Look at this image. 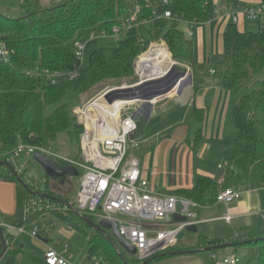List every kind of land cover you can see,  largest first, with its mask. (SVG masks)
I'll return each instance as SVG.
<instances>
[{"label":"trees","instance_id":"16d2710c","mask_svg":"<svg viewBox=\"0 0 264 264\" xmlns=\"http://www.w3.org/2000/svg\"><path fill=\"white\" fill-rule=\"evenodd\" d=\"M257 1L246 6H239L237 0L229 3L238 8L264 6V0ZM166 10L171 12L172 18L163 16ZM214 12V0H167L166 4L160 0H62L49 8L36 6L32 12L23 13L16 19L0 15V42L11 52L6 61L0 60V170H5V174L0 172V181L15 184L14 227L33 222L41 215H50L69 223L87 237L88 255L99 257L107 264H153L172 257H160V253L144 260L127 257L118 245L115 249L100 232L76 217L67 198L47 187L43 190L31 187L27 184L25 169L14 175L1 162L12 166L13 152L20 143L45 146L46 139L53 141L59 133L70 128L79 143L83 127L73 115L75 106L71 105L97 86L133 78L134 64L150 44L164 43L172 60L193 66L194 38H188L178 29V24L194 22L202 25L212 21ZM127 20L129 26L121 30L115 47L101 46L99 40H94L87 47L91 49L87 63L83 65L76 58V41H86L91 33L105 32L111 36L113 28ZM258 21L256 31L239 30L237 24L230 21L222 36L224 69L218 77L227 91L247 90L235 105L234 137L226 157L227 177L220 183L210 177L199 178L190 189L171 193L192 200L199 207L214 205L219 192L237 188L245 178L252 189L264 187V20ZM150 52L151 49L146 54ZM74 71L77 76L70 79L67 74ZM45 72H58L63 76L53 84ZM47 106H55V109L44 117ZM192 121L199 128L193 139L195 144L200 139L204 111L194 108ZM35 193L46 194L49 198L37 197ZM31 199L48 201L57 207L68 206V209L35 213L25 220V206ZM86 217L96 222L95 218ZM0 223H3L1 215ZM1 230L6 252L0 264H18L24 256L33 259L18 237L8 233L5 227ZM246 240L256 241L236 244ZM225 241L200 235L197 245L189 249L229 243ZM233 243L235 249L254 247L255 264H264V232L249 233L245 238H236ZM171 250L176 248L162 252ZM1 251L0 242V254Z\"/></svg>","mask_w":264,"mask_h":264},{"label":"crops","instance_id":"0c3cea01","mask_svg":"<svg viewBox=\"0 0 264 264\" xmlns=\"http://www.w3.org/2000/svg\"><path fill=\"white\" fill-rule=\"evenodd\" d=\"M237 1L239 6L258 2L257 0ZM214 3L215 12L212 21L198 26L200 28L197 32V45H194V65L184 64L190 73L187 75L192 87L189 92L191 99L186 104L177 103L176 99L179 95L171 93L151 101L150 104L139 100L133 107L132 114L135 113L137 125L133 140L138 143L135 155L139 161L140 175L147 181L152 193L160 197L174 195L171 193L176 190L190 189L199 178L210 177L220 183L228 175L224 171L218 175L217 170H225L226 166H223V169H218L217 166L222 163L223 158L227 157L233 142L235 105L241 94L225 90L221 79L217 76L218 71L215 70L217 58L224 57L222 36L230 24V18L227 10L223 8L222 0H214ZM239 19L242 20L241 25L243 24L245 29L247 21L241 17ZM194 27L192 29L193 38ZM152 44L154 46H152L151 53L160 51L156 48L161 45ZM161 44L166 47L164 43ZM163 49L168 53L167 47ZM168 55L170 56L169 53ZM140 61L141 57L137 62V69L144 78L152 80L168 70L158 63L152 64L149 68L148 66L140 67ZM196 66L202 67L197 68V75L194 72ZM150 70L153 72L147 74ZM212 70L214 73H211ZM157 71L159 73L155 74ZM114 105L117 106L116 103ZM194 108L204 111V121L200 126V139L195 144L193 140L190 142V138L194 139L199 129L192 121ZM159 115L165 116L162 127L160 124L152 125L147 129L141 127V121L149 126L151 121L154 122ZM196 159L200 161V165H196ZM237 188L241 195L232 204L226 206L222 203H215L212 206L196 209L195 213L199 221L196 225L197 232L190 234L194 235L193 237L187 238L188 236L184 235L179 240L176 238V242L170 248H176V251L190 250L189 248L197 245L200 235L233 243L236 238H245L249 233L264 232V188L252 189L247 178L243 179ZM9 201L11 204L8 203ZM15 201V184L0 181V215L3 223L5 215L14 217ZM226 216L231 217L229 223L224 220ZM48 218L50 217L44 218V221ZM199 225H203L201 229H198ZM225 225L229 227L224 228ZM229 248L231 249L222 252L224 256L237 257L236 250L232 252L233 247ZM205 255L200 256V252L182 254L166 260L180 261L179 263L174 262L175 264H219L216 253L212 256ZM255 262L256 260L251 258L248 264H255ZM240 263L241 261L238 264ZM241 264L246 263L244 261Z\"/></svg>","mask_w":264,"mask_h":264},{"label":"built area","instance_id":"2783aa9c","mask_svg":"<svg viewBox=\"0 0 264 264\" xmlns=\"http://www.w3.org/2000/svg\"><path fill=\"white\" fill-rule=\"evenodd\" d=\"M160 1L162 4L167 3V0ZM222 2L223 8L227 10L232 23L237 24L240 17L248 21L264 20L263 5L238 8L229 3L231 0H222ZM163 16L167 19L173 17L168 10L164 11ZM129 23L130 21L127 20L122 21L120 25H116L111 36H108L105 32H101L99 35L91 33L86 41H76L74 43L76 58L82 63L88 44L94 40L113 37L119 39L121 30L125 26H129ZM186 23L189 27L188 33L192 36V29L195 24L194 22ZM152 45L154 44L149 45L147 51ZM10 53L0 42V60L6 61ZM170 59L172 60L171 56ZM138 60L139 58L134 64L135 73L138 71ZM176 65L179 64L172 60V65L167 72L152 80L165 77L172 68H176ZM211 73H214V70ZM45 74L53 84L63 76L58 72H45ZM67 76L73 79L77 76V72H70ZM139 79L138 83L131 86L151 80L144 78L142 74L139 75ZM107 93L83 103L80 107L75 106L72 110L77 121L83 127L79 141V158L66 159L55 154L49 147L20 143L13 152L11 163L15 172L20 174L25 169L24 166L19 164L20 160L29 159L35 153H39L53 161L61 162L59 164L61 166H73L77 171L78 188L73 203H69V206L74 211L97 220L115 221L120 237L136 249L135 256L139 260H144L170 248L186 226L197 225L199 221L195 210L199 208V205L183 197L175 195L160 197L152 193L147 181L141 178L139 161L133 155V151L138 149V143L133 140V136L137 131L135 113L119 116L115 108L110 107L113 103H101L100 99ZM56 163L58 164V162ZM217 167L223 169V164H219ZM41 182L45 183V178H42ZM240 195L238 188L231 187L218 193L216 203L228 206L238 200ZM67 209L68 206L57 207L48 203V201L31 199L25 206L24 215L25 220H27L28 216L35 213L51 210L65 212ZM173 214L185 216V222H173ZM230 219V216L224 217L227 223L230 222ZM30 223H33V225L29 226ZM30 223L20 227L13 226L18 232L16 237L26 234L32 238H39L48 233V226L41 228L37 223ZM0 226L5 227L3 223H0ZM71 257L67 246H64L61 252L48 249L45 252L44 263L70 264ZM84 260V264H107L103 259L95 256L87 255ZM239 261L237 257L233 256L222 264H238Z\"/></svg>","mask_w":264,"mask_h":264},{"label":"rangeland","instance_id":"374dc122","mask_svg":"<svg viewBox=\"0 0 264 264\" xmlns=\"http://www.w3.org/2000/svg\"><path fill=\"white\" fill-rule=\"evenodd\" d=\"M62 0H0V15L12 19L19 18L23 13L26 12H32L36 6H39L41 8H49L52 7L58 3H60ZM259 21H247V30L250 31H256L258 28V23ZM242 20L239 19V25L237 26L239 30H243V24L241 25ZM199 25H195L194 27V42L197 45V32L200 27ZM178 29L183 31L188 38H190V35L188 33L189 27L186 22H180L178 24ZM118 39L116 38H101L99 39L98 45L101 46H109V47H115L117 45ZM157 45H163V44H157ZM154 46V45H152ZM151 46V50H152ZM149 49V51H150ZM91 49H86L84 52L83 56V65L87 63V58L90 53ZM148 53V51H147ZM151 53V52H150ZM169 53V52H168ZM170 54V53H169ZM147 55V54H146ZM145 56V55H142ZM141 57V56H140ZM139 57V58H140ZM217 62H215V70L218 71L217 76L219 73L224 69V57H219L217 58ZM179 64V63H178ZM158 67V66H157ZM165 68V67H164ZM176 68L179 69L180 71H184L186 73H189V70L186 69L188 68L184 64H179L176 65ZM197 68H202L200 66H196L194 69L195 74L197 75L198 69ZM139 75L141 76L140 72L137 71V73L134 74V77L131 79H123L121 81H116V82H110V83H105L100 86L95 87L93 90H91L88 93H85L81 96L80 100L77 103L72 104L71 106H78L80 107L83 103L88 102L92 99L99 98L103 94L107 93L109 90H112L114 88H121L122 86H131L134 85L135 83L139 82ZM216 76V78H217ZM249 85V84H248ZM191 85L187 86L183 90V93L181 96H178L176 99L177 103H185L191 99L190 96V91H191ZM247 93V90H240L239 94L244 95ZM55 109V106H47L44 108V117H48L52 111ZM133 111H131L132 113ZM73 113V112H72ZM74 115V114H73ZM165 116L159 115L157 119L151 121L152 123L149 126L145 125V122L141 121V127L142 128H148L152 125H161V127L164 124ZM234 129V128H233ZM157 130V128H156ZM193 140V137L190 138V142ZM45 146L49 147L55 154L65 157L66 159L74 160L77 159V156L79 155V143L78 140L73 133V129L70 128L67 131H63L59 133L53 141L46 139ZM135 150L133 152L134 156ZM224 160L222 161L221 164L223 166H226V158H223ZM21 162L19 163L20 165L25 167V177L27 184H29L31 187H34L36 189H45L46 187L54 191L55 193H58L62 198H67L70 203H73L74 197L76 195V191L78 188V180L77 177H72V176H65V177H59V178H52L49 176L44 175V171L42 167L40 166L39 163H37L33 157H30L29 159H21ZM58 162V164H61V162L55 160ZM196 165H200L199 160H195ZM218 175H221L225 170H217ZM0 172L2 174H5V170L1 169ZM46 178V182L42 183L41 179ZM11 204V202H8ZM50 217L47 220L44 221V218ZM15 217L10 216V215H5L4 216V225L6 227V230L8 233H11L14 236L18 235V232L16 228L13 227ZM96 222L98 221L95 219ZM34 223H37L39 227L44 228L45 226H48V233L43 234L39 238H32L26 234H21L19 235V241L22 243L24 248L26 249L27 252H29L32 256L33 259H30L29 257H21L19 259L18 264H40L39 261L44 262V256L45 252L48 249H54L57 252H61L64 248V246H67L69 249V254L72 256L70 259V264H84L85 260L84 257L89 254V242L88 238L85 237L83 234L79 233L78 231L74 230L72 226L67 223L60 221L58 219L53 218L50 215H41L40 217L36 218L33 220ZM33 225V223H30L29 226ZM203 225H199L198 229H201ZM210 226V225H208ZM228 228V225H225ZM190 232H187L185 230L182 231L180 235L177 236V240L181 239L182 236H188L193 237L194 235H190ZM47 242H44V241ZM231 249V248H224V249H219L214 252H206V253H200V256H212L214 253L217 254L218 257V263L222 264L225 260L229 259L226 256H224V250ZM233 250H236V256L241 259V263L245 261L246 264L251 260V258H254V261L256 260V249L254 247H241L235 249L233 247ZM125 252V251H124ZM228 252V251H225ZM127 257L133 258L134 256L126 253ZM228 256V255H227ZM68 257V255H66ZM226 257V258H223ZM178 261V260H177ZM168 261V260H163V261H155L153 264H175L179 263L180 261ZM240 263V264H241Z\"/></svg>","mask_w":264,"mask_h":264},{"label":"water","instance_id":"95a60500","mask_svg":"<svg viewBox=\"0 0 264 264\" xmlns=\"http://www.w3.org/2000/svg\"><path fill=\"white\" fill-rule=\"evenodd\" d=\"M135 66V65H134ZM189 76L184 71H180L177 68H172V70L163 78L156 79V80H147L143 83L135 86H128L126 88H114L110 92H108L104 97L100 99L101 103L111 104L116 101H130V100H140L143 103L150 104L151 101L164 97L170 93H176L177 95H181L182 91L190 85ZM129 148V146H127ZM34 160L40 164L42 167L44 174L52 177V178H59L65 176H77V171L71 165L61 166L57 164L52 159L43 156L39 153H35L33 155ZM6 168H8L14 175H17L14 168L9 165L7 162H1ZM21 184V180L19 181ZM37 197H44L46 199L49 198L48 195L43 193H35ZM74 215L78 217L80 220L85 222L88 226H90L93 230L100 232L111 244L112 247L117 249L116 245H118L123 251L126 253L135 256L136 249L130 245L127 241H125L120 235L118 234V227L117 223L112 220L108 219H101L97 222L90 221L84 214L74 211ZM186 217L180 214H173L172 221L175 223L185 222ZM190 233H196L197 228L196 225H188L184 229ZM249 241H256V240H246L244 242H239L236 244L241 243H248ZM0 242L2 245V251L0 254V259L6 252V242L4 235L1 230L0 226ZM234 243H222L213 246H207L202 249H192L186 251H166L160 252L159 256L163 257L165 255L168 256H176L182 254H190V253H198V252H211L216 251L219 249L234 247ZM122 260L123 257L120 256Z\"/></svg>","mask_w":264,"mask_h":264},{"label":"bare ground","instance_id":"6f19581e","mask_svg":"<svg viewBox=\"0 0 264 264\" xmlns=\"http://www.w3.org/2000/svg\"><path fill=\"white\" fill-rule=\"evenodd\" d=\"M165 48L163 45L160 47H157L156 50H160L157 53L152 52L151 54L149 53L147 56H141V65L140 67H146L148 66L151 67L152 64L158 63V65L162 66L165 69L169 68L172 65V60L170 59V56L168 53L165 51ZM149 52V51H148ZM143 55V54H142ZM146 70V69H145ZM147 71V70H146ZM153 72V71H148V73ZM159 73V71L155 72V74ZM128 86H122V88H126ZM173 93V92H172ZM171 94V93H170ZM137 101L139 100H133V101H116L114 103L117 104V106L111 104L110 107H114L115 110L118 112L119 116H122L124 114H131V111L134 110V104L136 105Z\"/></svg>","mask_w":264,"mask_h":264}]
</instances>
